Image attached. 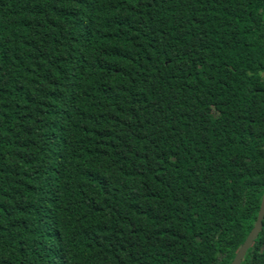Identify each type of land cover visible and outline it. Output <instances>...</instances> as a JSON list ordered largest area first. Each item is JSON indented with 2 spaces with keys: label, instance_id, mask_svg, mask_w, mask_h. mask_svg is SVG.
Masks as SVG:
<instances>
[{
  "label": "trees",
  "instance_id": "trees-1",
  "mask_svg": "<svg viewBox=\"0 0 264 264\" xmlns=\"http://www.w3.org/2000/svg\"><path fill=\"white\" fill-rule=\"evenodd\" d=\"M263 191L264 0H0V264H230Z\"/></svg>",
  "mask_w": 264,
  "mask_h": 264
},
{
  "label": "water",
  "instance_id": "water-1",
  "mask_svg": "<svg viewBox=\"0 0 264 264\" xmlns=\"http://www.w3.org/2000/svg\"><path fill=\"white\" fill-rule=\"evenodd\" d=\"M263 216H264V191L262 194V198H261V202H260V206H259V210L257 213V218L255 220V223H254L251 231L247 235L246 239L244 240L243 244L238 249L235 257L233 258V260L230 264H240V262H241L242 258L244 257L247 249L250 247L251 243L253 242V240L258 235V232L261 228V222H262Z\"/></svg>",
  "mask_w": 264,
  "mask_h": 264
}]
</instances>
